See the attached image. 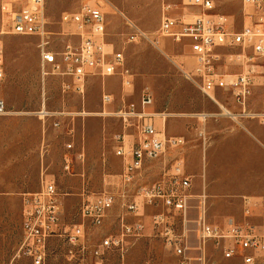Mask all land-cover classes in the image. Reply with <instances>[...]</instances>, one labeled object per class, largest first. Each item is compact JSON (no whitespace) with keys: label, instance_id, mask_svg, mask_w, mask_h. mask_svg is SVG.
<instances>
[{"label":"rangeland","instance_id":"obj_1","mask_svg":"<svg viewBox=\"0 0 264 264\" xmlns=\"http://www.w3.org/2000/svg\"><path fill=\"white\" fill-rule=\"evenodd\" d=\"M83 1L47 0L48 29L53 34L54 49L60 51L66 42L77 40L73 25L64 23L62 16L76 11ZM215 2L217 11L227 15L235 31L257 20L253 9L244 8L240 0ZM100 3L106 14V40L123 51L125 68L131 73L132 86L126 89L120 74L90 76L85 81L84 92L75 88L70 77L56 74L43 77L40 39L8 32L3 28L0 15L5 70L0 80V98L7 105L6 113L0 116V264H32L29 258L14 259V255L23 238L24 197L40 190L43 178L53 181L60 193V232L78 226L84 228V235L76 245L70 243L67 236L52 237L47 264H94L93 250L100 240L120 232L121 205L110 211L102 226H95L81 215L84 203L99 194L122 190L120 175L124 160L116 155L115 136L125 129L116 117L101 114L105 108L104 91L114 96V102L106 106L107 111H114L125 102H138L148 90L154 97L151 111L169 114L168 134L182 135L186 139L184 146L171 153L184 159L187 173L193 177V191L198 193L204 188L209 165L219 178L214 196H210V222L225 226L226 219L221 216L234 215L228 222L247 220L264 234V156L255 155L249 146H242L239 137V131H254L260 120L232 118L225 109L238 113L239 106L231 90H216L217 103L186 78L184 71L192 72L195 65L188 39L176 42L163 38L158 45L147 40L130 41L131 28L119 11L155 37L161 20V0ZM197 10L190 6L180 7L177 14L191 17ZM239 51L237 47H218L212 60L221 70L236 74L241 69L227 63V56ZM255 65L257 73L248 110L263 113L264 55ZM44 109L46 114L41 113ZM203 114L209 116L204 119ZM259 128L264 131V125ZM136 131L134 126L127 129L126 139L132 141ZM200 131L205 132L206 140ZM69 143L72 148L67 147ZM82 152L84 156L79 157ZM65 157L70 160V170L65 169ZM169 158L152 161L148 169L142 171L141 181L156 182ZM199 172L200 181L196 177ZM227 173L233 184L220 180ZM207 189L209 192V187ZM244 196H248L247 200L259 201L263 208L259 207L246 218ZM150 212L143 218L148 228L151 226ZM207 260L209 264H243L241 256L225 258L214 243L207 247ZM105 264H178V257L160 236L149 230L133 241L124 253L111 250ZM256 264H264V255Z\"/></svg>","mask_w":264,"mask_h":264},{"label":"built area","instance_id":"obj_2","mask_svg":"<svg viewBox=\"0 0 264 264\" xmlns=\"http://www.w3.org/2000/svg\"><path fill=\"white\" fill-rule=\"evenodd\" d=\"M100 1L85 0L80 7L62 16L64 23L74 27L76 41L66 42L58 51L52 46V32L46 14L47 0H0V15L3 28L17 35L37 36L43 77L50 74L70 77L79 92H84L85 81L90 76L123 77L126 88L132 86L131 73L125 68V56L113 43L106 40V14ZM244 8H251L257 20L241 30H233L227 15L217 11L215 0H161V20L156 36L129 19L123 12L131 28L129 39L132 42L147 40L158 45L163 38H172L176 42L190 41V50L195 59L192 72L184 71L186 78L209 95L217 103L216 90H231L234 100L240 107L237 118H258L264 122L263 113L248 110V100L252 93L253 78L256 75L255 62L264 55V0H240ZM198 9L190 16L178 15L181 7ZM4 30L1 31L3 33ZM218 47H237V53L227 56V63L240 67L236 74L218 68L213 53ZM231 62V63H230ZM4 47L0 38V80L4 78ZM104 110L102 115H111L119 119L125 129L115 136L116 155L123 158L124 170L120 175L122 190L119 193L105 192L93 200L84 203L81 215L95 226H102L108 213L120 199L127 213L139 215L146 206H163L164 210L152 215L151 223L161 230L166 246L178 257V264H193L194 261L206 264V249L210 241L222 249L225 258L236 255L243 258V264H256L264 255V234L250 222L239 223L230 220L226 226L209 222L207 216V196L199 197V216L196 220L197 241L192 246L188 230L179 231L175 222L178 217L187 219L191 205L192 178L185 170L182 157H175L161 172L160 178L152 184H138V176L147 160H162L167 154L185 145L182 135H170L167 132L165 112L151 111L154 97L145 90L138 102H125L114 111L106 106L114 102V96L104 91L102 94ZM7 111L4 99L0 98V116ZM230 116L232 113L229 114ZM204 119L209 115L203 114ZM232 117V116H231ZM136 127L134 139L127 140L126 130ZM206 140L204 132L200 133ZM72 148V144L67 145ZM80 153L79 157H83ZM70 160L65 157V169L70 170ZM136 186L134 192L131 187ZM249 204V201L246 200ZM249 206V205H248ZM250 214L249 208L246 215ZM62 203L56 184L43 178L40 190L28 193L23 200V238L14 255V259L25 256L32 264H47L49 242L52 237L67 236L72 244H77L84 235L82 226L60 232ZM122 232L118 236H106L93 250L94 264H105V258L112 249H123L126 239L139 236L145 223L139 218L127 222L121 217ZM197 249L199 256L192 255Z\"/></svg>","mask_w":264,"mask_h":264},{"label":"crops","instance_id":"obj_3","mask_svg":"<svg viewBox=\"0 0 264 264\" xmlns=\"http://www.w3.org/2000/svg\"><path fill=\"white\" fill-rule=\"evenodd\" d=\"M239 111H240V107H239ZM232 118H233V116H232ZM242 118H248V117H242ZM259 124H260L259 126H262V125H264V122L259 121ZM259 126H256L254 128V131H251V132H248V133L245 132V131L244 132L243 131H239V137L241 138L240 141L242 142V146H245V147H248L249 146L251 148L252 153H254L255 155H263L264 156V135H263V132L264 131H262L259 128ZM201 132H204V131H200V133ZM166 156H168L170 158H169L168 161H166L165 166H166V164H169L172 161L173 158L179 157V155H172V153H169ZM152 161L153 160H147L145 162V165H144L143 169L141 170L140 175L138 176V184H148L145 181H141L140 177L142 175V171L144 169H148V167H149V165L151 164ZM155 161H157V160H155ZM165 166L163 167V169L165 168ZM163 169H162V171H163ZM185 170H186V163H185ZM186 173H187V170H186ZM196 177L200 181V179H201L200 178L201 177V173L199 172L196 175ZM191 178H192V188H191V196H192V199H191V205H190V207H189V209L187 211V219L186 220H183V218L180 216V217H178V220L175 222V225L178 227L179 231H182L183 228L186 229V230H188V233H189V236H190V242H191L192 246L196 247L197 244H198V241H197V225H196V220H197V218L199 216V197L202 195V193L206 194V196H207V216H208V220L210 222V213H209V211H210V198H211L210 196H214V186L218 183V179L219 178H216L215 177L214 169H213V167H211L209 165L208 166V169L206 171V177H205V181H204V188L202 190H200L198 193H195L193 191V189H194V181H193V177H191ZM220 180H222V182H225L226 181L225 182L226 184H227V182L233 184L232 177L230 176L229 179H228V173L225 174V176H223V178H221ZM133 187H136V186H133ZM207 187H209V192L210 193L208 192ZM134 190L135 189H133V190L130 189L131 192H134ZM244 197L246 199V197H248V196H244ZM247 201H249V204L246 203V208H245V216H246V218L250 217L253 214L254 210L258 209L259 207H261V209L263 208V205L260 204L259 201H253V200H247ZM117 205H121L122 208H123L122 213L118 216L119 223H120V232L117 235H106V236H118V235L121 234V232H122V220H121V217L124 216V215H125V218H126V221L127 222H133V221H135V220H137V219L140 218L145 223V228H144V230L142 231V233L139 236H130V237H128L126 239V243H125L123 249H112V250H117V251H120L121 253H124L125 251H127V249L129 248V246L131 245V243L133 241H135L136 239H139V238L145 236L149 230H151L153 234H156V235L160 236V238L163 240V242L165 244L164 238H163V236L161 234V230L159 228L153 226L152 223H151L150 228H148V226L146 225L145 220L143 219L144 218V215H146V213H148L149 210L151 211L150 212L151 213L150 214V217L152 218V215L153 214L164 210V207L163 206H159V207L146 206L144 210H141L139 212V215H135L134 213L132 214V213H127L126 212L125 208L122 205V201L120 199H118L116 201V204L113 207V209ZM247 208H249V210H250V214L249 215H246V209ZM109 213H108V215H109ZM233 216L234 215H227V214H224L223 216H221V218L223 217L224 219H226L224 221L225 222L224 223L225 226L227 225L226 223L228 222L229 217H233ZM129 218H133V220L131 221ZM105 221H106V219H105ZM211 223H213V222H211ZM213 224H215V223H213ZM220 226H223V225H220ZM210 243H214L215 244L214 241H210L208 243V245ZM208 245H207V247H208ZM218 248L221 249L220 247H218ZM221 251H222V249H221ZM191 253L194 256H199L200 255V251L197 250V249H193L191 251ZM236 256H240V255H236ZM236 256H234L233 258H235ZM206 258H207V249H206ZM233 258H230V259H233ZM105 260H106V258H105ZM242 263H243V258H242ZM193 264H203V263L194 261ZM206 264H209V261L208 260H207V263Z\"/></svg>","mask_w":264,"mask_h":264},{"label":"bare ground","instance_id":"obj_4","mask_svg":"<svg viewBox=\"0 0 264 264\" xmlns=\"http://www.w3.org/2000/svg\"><path fill=\"white\" fill-rule=\"evenodd\" d=\"M220 105H222V104H220ZM41 113H42V114H46L47 112H46L45 109H44V110L41 111ZM225 113H226V114H230V113H232L231 116H233V117H237V116H238L236 113L230 112V111L227 110V109H225ZM47 115H50V114H47ZM44 116H45V115H44Z\"/></svg>","mask_w":264,"mask_h":264}]
</instances>
